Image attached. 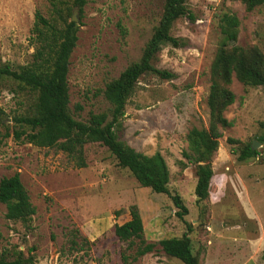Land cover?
<instances>
[{
    "label": "rangeland",
    "instance_id": "374dc122",
    "mask_svg": "<svg viewBox=\"0 0 264 264\" xmlns=\"http://www.w3.org/2000/svg\"><path fill=\"white\" fill-rule=\"evenodd\" d=\"M164 0H87L78 25L77 41L67 73L69 110L76 121L106 112L105 85L137 62L157 25ZM188 16L178 19L171 36L185 46H164L154 66L174 74L171 80L152 75L139 79L128 100L119 138L147 156L159 153L169 171L168 191L180 197L187 214L179 219L169 196L142 188L130 173L99 144L84 146L85 167L56 148H37L11 137L0 142V180L14 174L35 208L29 230L5 218L0 203V254L14 249L33 264H182L156 246L132 261L135 245L127 248L114 235V226L130 219L136 208L146 242L187 234L199 264H264V88H245L235 77L230 90L234 103L223 113L232 127L221 131L211 159L209 196H194L195 167L185 162L186 135L208 127L206 98L210 64L220 42L219 17L235 15L236 45L256 47L264 56V5L246 11L229 0H187ZM51 16L50 0H0V66L11 70L31 62L30 31L34 14ZM124 33V34H123ZM34 99L11 80L0 79V133L12 127L15 115L30 112ZM233 140V144L228 140ZM258 140H261L258 141ZM257 142L258 155L245 161L238 154ZM76 229L89 243L84 252L69 250V231ZM123 257L126 259L124 260Z\"/></svg>",
    "mask_w": 264,
    "mask_h": 264
},
{
    "label": "trees",
    "instance_id": "16d2710c",
    "mask_svg": "<svg viewBox=\"0 0 264 264\" xmlns=\"http://www.w3.org/2000/svg\"><path fill=\"white\" fill-rule=\"evenodd\" d=\"M229 1L243 4L248 12L264 5V0ZM86 3L87 0H50L52 12L49 18L39 11L34 14L30 31L34 49L31 62L17 70H11L7 65L0 66V79L11 80L19 92L30 94L34 99L30 112L12 117V127H7L4 134L0 133V142L11 137L15 142L28 143L37 148H56L74 159L78 168L85 167L84 146L99 144L115 158L118 167L130 173L140 187L169 196L178 210L175 215L182 219L187 210L180 197L171 196L168 191L169 171L163 157L157 152L147 156L135 151L120 140L119 134L126 104L135 93L139 79L145 75L166 81L175 78L174 74L155 68L154 62L164 46L178 49L186 45L182 39L171 36V29L178 19L188 16L187 0L163 1L159 21L145 43L139 60L129 64L117 78L105 85L102 96L108 103L107 111L89 114L86 122H80L73 118L69 110L67 73L79 29L69 19L73 10L81 16ZM239 25L238 18L233 14L223 13L219 17L220 42L210 64V86L206 98L208 127L188 131L187 148L181 153L185 162L177 161L180 169L187 165L195 167L194 196L197 202L205 201L209 196L213 176L211 159L218 148L221 131L232 127V122L223 116L234 103L235 97L230 90L232 78L235 77L245 88H264V56L256 47L245 49L235 44ZM228 142L233 144L231 139ZM260 144L263 148L264 143ZM257 155V151L251 150V144H247L238 154V160L245 161ZM0 203L5 207L6 220L19 223L29 230L35 208L18 174L0 180ZM129 215L127 222L114 226V235L120 242L126 243L127 248L135 245L132 261L159 246L164 255L182 264H199L197 256L191 252L187 234L149 243L144 240L143 224L136 208L131 207ZM67 242L70 251H82L83 255L90 247V243L79 236L76 229L69 231ZM31 251L29 249L26 256L17 249L12 251L11 256L9 251H3L0 264H33Z\"/></svg>",
    "mask_w": 264,
    "mask_h": 264
},
{
    "label": "water",
    "instance_id": "95a60500",
    "mask_svg": "<svg viewBox=\"0 0 264 264\" xmlns=\"http://www.w3.org/2000/svg\"><path fill=\"white\" fill-rule=\"evenodd\" d=\"M74 22V20H72ZM259 146V144L257 142H252L251 144V150H255L257 147Z\"/></svg>",
    "mask_w": 264,
    "mask_h": 264
}]
</instances>
